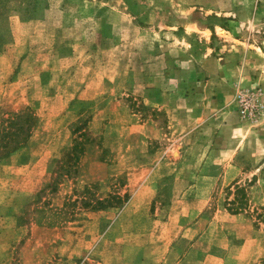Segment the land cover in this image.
<instances>
[{"label": "rangeland", "instance_id": "1", "mask_svg": "<svg viewBox=\"0 0 264 264\" xmlns=\"http://www.w3.org/2000/svg\"><path fill=\"white\" fill-rule=\"evenodd\" d=\"M26 107L0 264H264V0H0V118Z\"/></svg>", "mask_w": 264, "mask_h": 264}, {"label": "trees", "instance_id": "2", "mask_svg": "<svg viewBox=\"0 0 264 264\" xmlns=\"http://www.w3.org/2000/svg\"><path fill=\"white\" fill-rule=\"evenodd\" d=\"M37 125L38 117L29 107L24 108L20 112L9 114L7 117H1L0 161H5L15 151L30 143ZM71 132L72 134L78 133V135L74 138V144L71 150L64 156V161L59 159L61 167H64V174L70 172L73 164L78 162L80 158L79 155L84 150L85 144H90L93 141L92 135L86 129L85 119L81 120L80 123L72 125ZM235 188L236 197L232 201H229L232 213L238 212V210L243 207V201L237 200L239 196L243 198V189L240 187ZM117 200H119V196H117ZM96 206L92 207L97 209L106 207V205H102L100 201Z\"/></svg>", "mask_w": 264, "mask_h": 264}]
</instances>
